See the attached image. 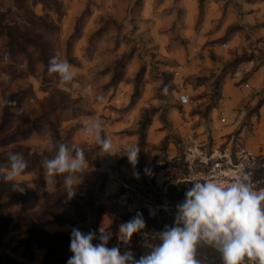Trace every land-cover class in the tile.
Segmentation results:
<instances>
[{"label": "rangeland", "instance_id": "374dc122", "mask_svg": "<svg viewBox=\"0 0 264 264\" xmlns=\"http://www.w3.org/2000/svg\"><path fill=\"white\" fill-rule=\"evenodd\" d=\"M255 2L258 22L245 20ZM53 56L78 71L67 90L47 74ZM0 73L10 77L0 79V97L15 101L0 110V167L9 152L28 162L23 191L0 176V264H47L48 245L66 255L70 243L57 239L81 227L98 244L102 225L108 246L137 242L145 255L174 225L190 172L223 174L241 152L264 187V0H0ZM87 117L104 122L114 152L138 144L136 165L84 141ZM57 140L78 144L88 161L71 200L63 177L41 194V162ZM137 213L146 227L125 245L119 226Z\"/></svg>", "mask_w": 264, "mask_h": 264}, {"label": "clouds", "instance_id": "9594fccd", "mask_svg": "<svg viewBox=\"0 0 264 264\" xmlns=\"http://www.w3.org/2000/svg\"><path fill=\"white\" fill-rule=\"evenodd\" d=\"M11 63L10 54L5 52L2 64ZM17 69L27 73L28 64L17 65ZM47 74L55 75L58 87L67 90L78 76L77 69L59 56H53L47 64ZM5 83L10 79L7 73H0ZM168 88H163V95ZM86 96V94H85ZM186 102L187 98H182ZM96 100L104 102L103 96ZM8 96L0 97V110L14 106ZM23 108L17 109L22 114ZM80 134L84 141L97 145L102 154H124L135 166L140 147L138 144L126 146L121 152H114L111 138L105 133L102 120L87 117L82 120ZM49 135H53L49 133ZM47 150L54 153L42 162L46 187L41 194L57 183V177H63V187L68 200L76 195V188L81 182L82 174L88 170V161L82 147L76 143L60 140L49 142ZM239 165L219 174L191 171L185 183L192 185L185 193V199L176 206L174 225L165 226L157 233L158 244H148L147 254L134 258L131 251L121 253L119 247H107L111 233L107 227L99 228L100 243L93 244L96 233H82L73 229L70 251L73 255L67 264H207L206 259L198 258V249L207 247L219 254L222 264H264V187H258L254 181L257 168L254 159L249 160L243 152L238 154ZM28 162L22 153L9 152L8 164L0 167V176L4 182H13L14 191H23L19 178L25 173ZM147 171V170H146ZM146 223L141 213L119 226V240L125 245L131 242L135 233L145 229ZM147 237V233L144 234Z\"/></svg>", "mask_w": 264, "mask_h": 264}, {"label": "trees", "instance_id": "16d2710c", "mask_svg": "<svg viewBox=\"0 0 264 264\" xmlns=\"http://www.w3.org/2000/svg\"><path fill=\"white\" fill-rule=\"evenodd\" d=\"M104 210V209H103ZM64 222V221H62ZM79 231H81L82 233H87V229L85 227H81V228H77ZM112 228H109L108 230H111ZM34 233V231H33ZM58 241L61 242H66V243H70L71 242V234H69L67 237L65 238H59L57 239ZM137 242H134L133 245L131 244V248H125V249H120L121 253L123 254L124 251H131L134 255V258L139 260L141 256H143L144 254L140 251H138V248L136 247ZM107 247L111 248V246ZM47 250H48V255H47V264H51L50 262V257L54 258L57 260L58 264H67L68 259L73 255V253L70 251L69 253H67L66 255H64V251L63 249H59V250H54V248L51 245L47 246ZM53 255V256H52ZM198 258L200 259H206L207 264H222V261L220 259V257H209L208 255L204 254L203 252L198 254Z\"/></svg>", "mask_w": 264, "mask_h": 264}, {"label": "crops", "instance_id": "0c3cea01", "mask_svg": "<svg viewBox=\"0 0 264 264\" xmlns=\"http://www.w3.org/2000/svg\"><path fill=\"white\" fill-rule=\"evenodd\" d=\"M251 9H252V11L249 14H246L245 20L258 22V14L260 13L258 10V3L257 2L252 3Z\"/></svg>", "mask_w": 264, "mask_h": 264}, {"label": "built area", "instance_id": "2783aa9c", "mask_svg": "<svg viewBox=\"0 0 264 264\" xmlns=\"http://www.w3.org/2000/svg\"><path fill=\"white\" fill-rule=\"evenodd\" d=\"M246 87H249V85H246ZM187 98L186 102H184V100L182 98ZM181 102L184 104H188L189 103V98L186 95H181ZM222 121L224 122L225 119L223 118Z\"/></svg>", "mask_w": 264, "mask_h": 264}]
</instances>
